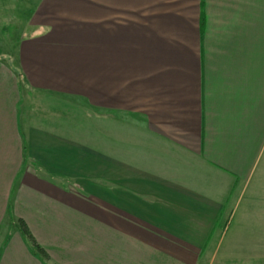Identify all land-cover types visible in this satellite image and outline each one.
Masks as SVG:
<instances>
[{
  "label": "crops",
  "instance_id": "crops-1",
  "mask_svg": "<svg viewBox=\"0 0 264 264\" xmlns=\"http://www.w3.org/2000/svg\"><path fill=\"white\" fill-rule=\"evenodd\" d=\"M18 2L0 264H199L244 200L241 224L264 228V0ZM48 96L88 114L22 113Z\"/></svg>",
  "mask_w": 264,
  "mask_h": 264
},
{
  "label": "rangeland",
  "instance_id": "rangeland-1",
  "mask_svg": "<svg viewBox=\"0 0 264 264\" xmlns=\"http://www.w3.org/2000/svg\"><path fill=\"white\" fill-rule=\"evenodd\" d=\"M30 8L31 4L24 5L18 0H0V45L2 48L9 45L14 49L21 37L27 34L25 23ZM44 99L52 106L42 107L31 100L27 106L25 103L21 106L22 113L60 120H73L72 118L80 120L79 117L65 115L61 108L88 114L85 105L81 102L53 96ZM244 203L245 200L240 209L234 212L230 224L219 229L213 242L201 255L199 264H264V228L256 225L247 227L241 224L240 215ZM237 231L240 232L237 233Z\"/></svg>",
  "mask_w": 264,
  "mask_h": 264
},
{
  "label": "trees",
  "instance_id": "trees-1",
  "mask_svg": "<svg viewBox=\"0 0 264 264\" xmlns=\"http://www.w3.org/2000/svg\"><path fill=\"white\" fill-rule=\"evenodd\" d=\"M22 233H23V234L25 233L24 229L22 230ZM29 239H30L31 242L33 243L34 249L37 250V251H39V252H42L41 248H40L35 242H33V240L31 239L30 236H29Z\"/></svg>",
  "mask_w": 264,
  "mask_h": 264
}]
</instances>
